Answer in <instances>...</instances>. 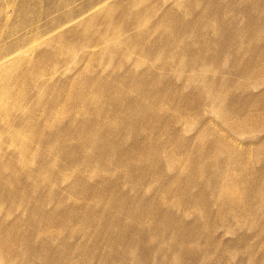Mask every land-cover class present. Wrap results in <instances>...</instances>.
<instances>
[{"label":"rangeland","instance_id":"1","mask_svg":"<svg viewBox=\"0 0 264 264\" xmlns=\"http://www.w3.org/2000/svg\"><path fill=\"white\" fill-rule=\"evenodd\" d=\"M0 264H264V0H0Z\"/></svg>","mask_w":264,"mask_h":264},{"label":"bare ground","instance_id":"2","mask_svg":"<svg viewBox=\"0 0 264 264\" xmlns=\"http://www.w3.org/2000/svg\"><path fill=\"white\" fill-rule=\"evenodd\" d=\"M15 133H16V132H15ZM16 134H17V133H16ZM16 134H15V135H16Z\"/></svg>","mask_w":264,"mask_h":264}]
</instances>
